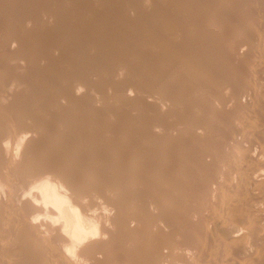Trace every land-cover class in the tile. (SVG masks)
<instances>
[{
    "label": "rangeland",
    "instance_id": "obj_1",
    "mask_svg": "<svg viewBox=\"0 0 264 264\" xmlns=\"http://www.w3.org/2000/svg\"><path fill=\"white\" fill-rule=\"evenodd\" d=\"M0 114V145L32 135L0 147V264H66L43 179L107 218L105 258L79 264H243L229 230L264 221L241 160L264 154V0H0Z\"/></svg>",
    "mask_w": 264,
    "mask_h": 264
},
{
    "label": "bare ground",
    "instance_id": "obj_2",
    "mask_svg": "<svg viewBox=\"0 0 264 264\" xmlns=\"http://www.w3.org/2000/svg\"><path fill=\"white\" fill-rule=\"evenodd\" d=\"M25 1V0H24ZM72 1V0H71ZM100 3V2H99ZM96 4V3H95ZM8 5V4H7ZM161 5V4H160ZM126 8V7H125ZM17 9V8H16ZM14 11V10H13ZM99 13V12H98ZM158 13V12H157ZM171 13V12H170ZM179 13V12H178ZM33 17V16H32ZM50 17V16H49ZM48 17V18H49ZM167 17V16H166ZM72 18V17H71ZM146 19V18H145ZM169 19V18H168ZM2 20V19H1ZM98 20V19H97ZM163 20V19H162ZM165 20V19H164ZM100 21V20H99ZM171 21V20H170ZM42 22V21H41ZM182 23V22H181ZM76 24V23H75ZM144 25V24H143ZM44 26V25H43ZM45 27V26H44ZM101 27V26H100ZM172 28V27H171ZM178 28V27H177ZM174 29V28H173ZM179 29V28H178ZM179 31V30H178ZM16 35V34H15ZM34 49V48H33ZM81 49V48H80ZM105 49V48H104ZM103 49V50H104ZM148 49V48H147ZM154 49V48H153ZM23 53V52H22ZM120 54V53H119ZM26 56V55H25ZM154 56V55H153ZM166 57V56H165ZM167 59V58H166ZM135 61V60H134ZM165 62V61H163ZM114 63V62H113ZM171 63V62H170ZM129 66V65H128ZM168 66V65H167ZM170 67V66H169ZM168 67V68H169ZM88 71V70H87ZM122 75V74H121ZM25 76V75H24ZM21 81V80H20ZM94 81V80H93ZM140 82V81H139ZM18 85V84H17ZM104 85V84H103ZM3 86V85H2ZM38 86V85H37ZM174 87V86H173ZM13 92V91H12ZM87 96V95H86ZM28 97V96H27ZM71 97V96H70ZM10 98V97H9ZM69 98V97H68ZM23 99V98H22ZM70 99V98H69ZM7 100V99H6ZM78 103V102H77ZM13 104V103H12ZM26 106V105H25ZM173 107V105H172ZM16 108V107H15ZM171 108V107H170ZM81 109V108H80ZM1 115V114H0ZM9 116V115H8ZM21 116V115H20ZM31 116V115H30ZM109 116V115H108ZM16 118V117H15ZM142 121V120H141ZM12 122V121H11ZM2 123V122H1ZM114 123V122H112ZM124 123V122H123ZM174 123V122H173ZM20 125V123H18ZM23 124V122H22ZM8 125V124H7ZM17 125V124H16ZM15 125V126H16ZM4 126V125H3ZM6 126V124H5ZM21 126V125H20ZM25 126V125H24ZM187 126V125H186ZM26 127V126H25ZM151 127V126H150ZM16 128V127H15ZM20 128V127H19ZM17 130H14L16 132H14L13 136H10L11 134L8 135V137L6 138V136L4 138H6L5 140L2 138V143L3 144V148L6 150H9L10 148L12 149L17 147V149H20L19 151L22 153V151L24 150V144H27V140L25 137V135H31L29 134L30 132H24L21 128ZM28 128V127H27ZM33 128V127H32ZM140 128V127H139ZM152 128V127H151ZM14 129V128H13ZM25 129V128H24ZM131 129V128H130ZM167 129V128H166ZM171 129V128H170ZM32 130V129H31ZM118 130V129H117ZM129 130V129H128ZM184 130V129H183ZM189 130V129H188ZM10 131V130H9ZM34 131V130H33ZM36 131V130H35ZM44 131V130H43ZM161 131V130H160ZM6 132V131H5ZM32 132V131H31ZM41 132V131H40ZM156 132V131H155ZM122 133V132H121ZM130 133V132H129ZM145 133V132H144ZM33 134V132H32ZM49 134V133H48ZM126 134V133H125ZM132 134V133H130ZM158 134V133H157ZM4 135V134H2ZM171 135V134H170ZM177 135V134H176ZM32 136V135H31ZM80 136V135H79ZM144 136V135H143ZM160 136V134L158 135ZM1 137V136H0ZM139 137V136H137ZM174 137V136H173ZM172 137V138H173ZM182 137V136H181ZM132 138V137H131ZM140 138V137H139ZM196 138V137H195ZM165 139V138H164ZM225 139V138H224ZM34 140V139H33ZM130 140V139H129ZM1 141V140H0ZM26 142V143H25ZM74 143V142H73ZM78 144V143H77ZM90 144V143H89ZM0 145V147H1ZM28 145V144H27ZM102 146V145H101ZM107 146V145H106ZM148 146V145H147ZM160 147V146H159ZM243 148H240L241 151L242 149H244L245 147L242 146ZM3 148H0L2 150H4ZM85 148V147H84ZM118 148V147H117ZM236 148V147H235ZM237 148H238V144H237ZM236 148V150H237ZM11 149L9 151H7V153L9 152V154L11 153ZM101 149V148H100ZM173 149V148H172ZM246 149V148H245ZM16 150V149H15ZM89 150V149H88ZM87 150V151H88ZM235 150V149H234ZM235 150V152H236ZM248 150V149H247ZM256 150V149H255ZM253 153H246L243 154L245 155V158L242 159L239 157V159L242 160V163L244 162V160L247 161V163H249V165L251 166L249 171H246L248 173H246L248 175V178L250 180V184H253V192L251 193L249 197V199H259V198H263L264 199V166H262L261 168L258 169H252L254 168V165H257L259 163H263V157L264 154L262 152L257 153V152ZM5 151V150H4ZM71 151V150H70ZM2 152V151H1ZM17 151V153H20ZM24 152V151H23ZM98 152V151H97ZM240 152V151H239ZM247 152V151H246ZM249 152V151H248ZM6 153V154H7ZM16 153V151H15ZM16 153V154H17ZM238 155L239 153L236 152ZM243 153V152H242ZM242 153L240 152V155H242ZM7 154V155H9ZM23 154V153H22ZM139 154V153H138ZM147 154V153H146ZM236 154V156L238 157V155ZM20 155V154H19ZM117 155V154H116ZM153 155V154H152ZM4 156V155H3ZM12 156V155H11ZM145 156V155H144ZM235 156V157H236ZM97 157V156H96ZM234 157V158H235ZM231 158V157H230ZM233 158V159H234ZM107 159V158H106ZM238 159V158H237ZM236 159V160H237ZM238 159V160H239ZM108 160V159H107ZM116 160V158H115ZM127 160V159H126ZM235 160V161H236ZM87 161V160H86ZM119 161V160H118ZM150 161V160H149ZM234 161V160H233ZM234 161V162H235ZM72 162V161H70ZM240 164L241 161L239 160ZM34 163V162H33ZM89 163V162H88ZM106 163V162H105ZM118 163V162H117ZM157 163V162H156ZM237 163V162H236ZM235 163V164H236ZM245 163V162H244ZM243 163V164H244ZM5 164V163H4ZM107 164V163H106ZM111 164V163H110ZM121 164V163H119ZM139 164V163H138ZM246 164V163H245ZM68 165H71L68 164ZM247 166V164L245 165ZM61 167V166H60ZM248 167V166H247ZM82 168V167H81ZM108 168V167H107ZM122 168V167H121ZM145 168V167H144ZM246 168V167H245ZM29 169V168H28ZM160 169V168H159ZM248 169V168H247ZM30 170V169H29ZM34 170V169H33ZM32 170V171H33ZM37 170V169H36ZM108 170V169H107ZM39 171V170H38ZM41 171V169H40ZM45 171V169L42 170V173H38L37 175H41L43 174ZM62 171V169H60V172ZM111 171V170H110ZM157 171V170H156ZM76 172V171H75ZM37 173V172H36ZM55 173L57 174V172L55 171ZM63 173V172H62ZM85 173V172H83ZM89 173V172H88ZM130 173V172H129ZM33 174V173H32ZM35 174V173H34ZM54 174H52L53 176ZM68 176V175H66ZM54 177H56L54 175ZM123 177V176H122ZM93 178V177H92ZM122 179V178H121ZM71 180V179H70ZM79 180V179H78ZM89 180V179H88ZM92 181V180H91ZM131 182V181H130ZM59 185L56 186L55 184H53L49 179H43L41 180V182L39 183V185L37 186V188L39 189V191L42 193V198L44 201L49 202L52 206H54L55 208H52V212L53 213H57V216L59 217L58 219H60V223L57 222V219H53L52 220V224H50L49 227H47V225L45 226V224H41V225H37L38 223H35L34 221H30L28 224L31 226V228H33L35 234L41 232V229L44 225L45 227H47V229L50 230L51 233V240H57L61 243V246H63L61 252L59 253V255L63 258V260L65 261L66 264H79V261L76 259L77 257H82L86 255V252L89 253V255L91 257L96 258V254H100L103 257L105 256V253L103 252L104 248L102 247V242H105V240H109L111 238V233L108 230L107 227V222L105 221V219H107L105 216L102 217L104 220L102 221L101 218H99V220L94 219V217H91L89 215H87L85 213V211L82 210H78L77 208H75L73 206L74 200L70 199L69 197H67V195L63 192H60L62 190V188H67L68 190L72 191L73 190V183L70 181L67 182H63V183H58ZM75 184V183H74ZM127 184V183H126ZM130 184V183H129ZM76 185V184H75ZM102 185V184H101ZM89 187V186H88ZM126 187V186H125ZM130 187V186H129ZM91 189V188H90ZM117 189V188H116ZM119 191V190H118ZM36 200V195L33 196ZM132 198V197H131ZM135 198V197H134ZM33 199V201H35ZM254 204V209L255 211L258 213V215H262V212L264 210V205L261 204L260 202H258L257 200H255L253 202ZM32 209L36 210L37 212H46L45 208H42L38 205L35 204V202L32 203ZM112 205V204H111ZM115 206L118 205V203L114 204ZM110 206V205H109ZM113 206V205H112ZM111 206V207H112ZM127 206V205H126ZM141 206V205H140ZM131 207V206H130ZM129 207V208H130ZM133 208V207H132ZM236 208V207H235ZM117 209V208H116ZM234 209V207H233ZM126 210V209H125ZM134 211V210H132ZM136 214V213H135ZM155 218V217H154ZM143 219V218H142ZM156 220V219H155ZM161 219H159L158 223L160 222ZM59 221V220H58ZM139 222V218L136 216H129L124 220H122L121 224L119 226H121L123 224V226L125 227L126 230L130 231L133 234V230H135V228L137 229L136 225ZM249 222V220H248ZM163 223V222H162ZM47 224V223H46ZM147 226V225H146ZM235 229V230H233ZM231 231L229 230L230 236H229V249H228V255L230 256L232 253L236 254L238 252V255L243 252L244 256L246 255L247 257L245 259H247L245 261V259L243 260L244 263L243 264H264V255L258 250V245L255 244V240L257 238H260V242L263 241L264 242V221L262 219V217H259L258 220L256 219V221L253 220V222L250 221V223H247L246 221L243 222L241 225H239L236 228H233ZM132 237V236H131ZM94 241V239L98 240L99 244H89L87 243L89 240ZM95 240V241H96ZM6 241V239H5ZM98 243V242H96ZM258 244H260L258 242ZM79 245V246H78ZM251 245V246H250ZM158 246V245H157ZM61 248V247H60ZM207 248V247H206ZM253 250H252V249ZM237 251V252H235ZM240 251V253H239ZM251 251V253H250ZM259 251V252H258ZM250 253V254H246V253ZM13 253V252H12ZM242 254V253H241ZM240 254V255H241ZM242 254V255H243ZM227 255V256H228ZM251 257H249V256ZM163 256V255H162ZM105 258V257H104ZM162 258V257H161ZM221 259V258H220ZM233 261V260H232ZM150 262V261H149ZM222 262V261H221ZM242 262V261H241ZM219 264V263H218Z\"/></svg>",
    "mask_w": 264,
    "mask_h": 264
}]
</instances>
